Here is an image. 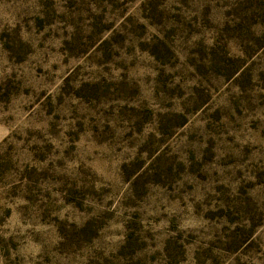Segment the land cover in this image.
<instances>
[{"label": "rangeland", "instance_id": "obj_1", "mask_svg": "<svg viewBox=\"0 0 264 264\" xmlns=\"http://www.w3.org/2000/svg\"><path fill=\"white\" fill-rule=\"evenodd\" d=\"M0 264H264V0H0Z\"/></svg>", "mask_w": 264, "mask_h": 264}]
</instances>
